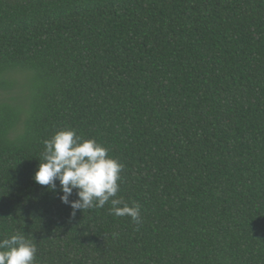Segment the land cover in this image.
Wrapping results in <instances>:
<instances>
[{
	"label": "trees",
	"instance_id": "obj_1",
	"mask_svg": "<svg viewBox=\"0 0 264 264\" xmlns=\"http://www.w3.org/2000/svg\"><path fill=\"white\" fill-rule=\"evenodd\" d=\"M3 92L0 239L35 264H264V0H0ZM64 127L124 164L139 226L33 179Z\"/></svg>",
	"mask_w": 264,
	"mask_h": 264
},
{
	"label": "clouds",
	"instance_id": "obj_2",
	"mask_svg": "<svg viewBox=\"0 0 264 264\" xmlns=\"http://www.w3.org/2000/svg\"><path fill=\"white\" fill-rule=\"evenodd\" d=\"M43 144L33 179L53 191L58 180L59 198L71 207L73 217L77 210L103 208L107 203L110 214L128 216L137 226L141 224V205L129 204L118 195L125 166L108 154L107 147L95 138L78 135L71 127L58 129ZM73 190L75 200L70 199ZM36 252V245L21 232L0 239V264H35Z\"/></svg>",
	"mask_w": 264,
	"mask_h": 264
},
{
	"label": "rangeland",
	"instance_id": "obj_3",
	"mask_svg": "<svg viewBox=\"0 0 264 264\" xmlns=\"http://www.w3.org/2000/svg\"><path fill=\"white\" fill-rule=\"evenodd\" d=\"M4 81L11 86H15L14 96L16 95L21 98V104L24 105L23 108L28 109L31 99L32 92V78L29 72L13 70L8 72L4 77ZM14 96H9L7 94L0 93V106L9 105L13 100Z\"/></svg>",
	"mask_w": 264,
	"mask_h": 264
}]
</instances>
